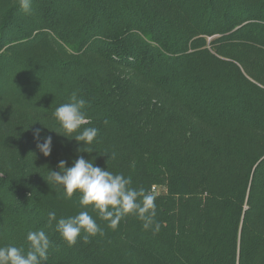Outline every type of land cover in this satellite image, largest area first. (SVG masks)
Listing matches in <instances>:
<instances>
[{"label": "trees", "instance_id": "obj_1", "mask_svg": "<svg viewBox=\"0 0 264 264\" xmlns=\"http://www.w3.org/2000/svg\"><path fill=\"white\" fill-rule=\"evenodd\" d=\"M73 92L99 130L79 154L155 194L158 231L47 226L85 210L48 181L83 146L54 132ZM39 229L45 264H264V0H0V246Z\"/></svg>", "mask_w": 264, "mask_h": 264}, {"label": "clouds", "instance_id": "obj_2", "mask_svg": "<svg viewBox=\"0 0 264 264\" xmlns=\"http://www.w3.org/2000/svg\"><path fill=\"white\" fill-rule=\"evenodd\" d=\"M18 3L23 11L31 12L32 0H18ZM85 108L86 101L73 92L69 102L55 109L53 117L62 131L54 132L69 140L74 139L78 145L83 146L78 149V156L71 166H66L67 162L61 160L57 165L58 170H48V181L62 186L68 199L78 194L79 204L85 210L75 216L59 219L54 210L50 211L47 226L51 228L55 222V231L69 245L75 244L81 233L84 234L83 240L87 243L89 237L102 234L96 219L86 210L91 207L92 211L98 214V218L106 222L107 227L112 230H116L127 215L134 214L143 222L145 230L155 224L154 230L158 231L159 224L154 219L157 210L155 194L142 187L139 189L131 187V177L98 166L93 162L96 160L95 156L85 159L84 155L79 154H89L93 151L91 146L99 132L95 127L79 131L89 119ZM74 133L76 134L73 135ZM35 139L37 141L40 139L39 130L35 133ZM37 148L44 157H49L52 151V137H45L42 143L38 142ZM26 240L29 245L27 251L13 244L0 246V264H45L51 247V240L45 230L28 231Z\"/></svg>", "mask_w": 264, "mask_h": 264}, {"label": "rangeland", "instance_id": "obj_3", "mask_svg": "<svg viewBox=\"0 0 264 264\" xmlns=\"http://www.w3.org/2000/svg\"><path fill=\"white\" fill-rule=\"evenodd\" d=\"M156 190H155V193H160V194H163L165 193V187L164 186H155ZM153 191V189H152Z\"/></svg>", "mask_w": 264, "mask_h": 264}, {"label": "built area", "instance_id": "obj_4", "mask_svg": "<svg viewBox=\"0 0 264 264\" xmlns=\"http://www.w3.org/2000/svg\"><path fill=\"white\" fill-rule=\"evenodd\" d=\"M155 190H156V188L154 187V188H153V192H155Z\"/></svg>", "mask_w": 264, "mask_h": 264}]
</instances>
